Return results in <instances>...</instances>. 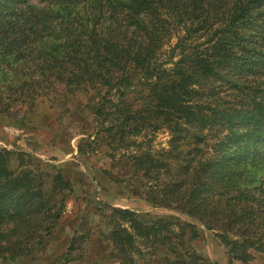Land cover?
Returning <instances> with one entry per match:
<instances>
[{"label": "trees", "instance_id": "16d2710c", "mask_svg": "<svg viewBox=\"0 0 264 264\" xmlns=\"http://www.w3.org/2000/svg\"><path fill=\"white\" fill-rule=\"evenodd\" d=\"M80 94L96 126L77 153H122L128 192L186 220L104 204L103 228L75 234L63 264L95 233L117 264H210L199 227L230 264L264 255V0H0V117L27 127ZM162 128L168 148L154 151ZM72 190L0 147V264L52 238Z\"/></svg>", "mask_w": 264, "mask_h": 264}, {"label": "rangeland", "instance_id": "374dc122", "mask_svg": "<svg viewBox=\"0 0 264 264\" xmlns=\"http://www.w3.org/2000/svg\"><path fill=\"white\" fill-rule=\"evenodd\" d=\"M31 1L39 4V0ZM174 44L175 40L171 38V45ZM163 51L170 50L164 48ZM87 100L88 96L80 94L75 100H69L65 106L56 104L49 109L48 105L42 104L38 115L31 116L27 127L12 125L8 119L0 117L1 148L15 154H28L33 162L41 165L48 173L62 171L73 187L66 201L63 220L52 238L37 246L31 255L21 257L11 264H63L60 258L67 253L68 245L75 234L84 233L90 227L95 228L94 232H98L100 227L103 228V219L98 211L104 204L130 209L144 221L168 217L186 220L174 212L155 208L128 192L126 180L129 177V164L126 157L121 156L122 153L111 159L107 156L109 151L102 144L94 154L77 153L80 140H88L89 136L95 135L96 124L85 107ZM127 101L133 104L134 108L140 106L138 102H134L132 90ZM61 113L63 116L59 117ZM146 140H150L152 150L160 151L168 148L169 134L162 128L154 135H148ZM139 141L138 139L137 142ZM131 149L136 150L134 147L129 150ZM16 158V155L11 157L13 168L18 163ZM105 173L123 183L113 182ZM59 199L58 197L57 200ZM199 234V240L193 244L197 253L210 264H230L224 248L218 245L213 232L199 227ZM109 255L108 243L95 233L86 252L80 255L72 253L70 258L73 260L67 264H117ZM248 264H264V255H257L256 259Z\"/></svg>", "mask_w": 264, "mask_h": 264}]
</instances>
